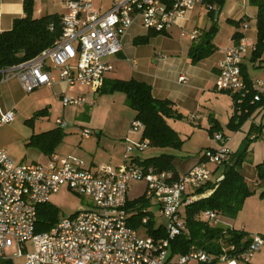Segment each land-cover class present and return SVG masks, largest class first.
<instances>
[{
	"label": "built area",
	"instance_id": "built-area-1",
	"mask_svg": "<svg viewBox=\"0 0 264 264\" xmlns=\"http://www.w3.org/2000/svg\"><path fill=\"white\" fill-rule=\"evenodd\" d=\"M58 1L65 8L61 17V37L36 58L0 69V85L17 78L23 90L31 93L39 87L51 86L56 80L52 70H57L59 79L68 85L98 87L104 75L113 70L103 59L120 53L122 38L136 20L146 30L167 33L189 11L204 3V0H123L100 15L93 10L91 0ZM248 27L247 23L242 25L244 30ZM199 36L198 31H192V40ZM255 49V45L249 46L244 39H239L224 51V58L217 66L215 88L238 96V104L249 92L242 78L241 65L246 55ZM179 80L186 83L188 79L181 76ZM254 86L258 93L252 102L260 100L259 89L264 88V82L257 81ZM62 99L65 106L91 104L85 97ZM199 118L191 116L192 120ZM13 119V112L6 113L0 125ZM57 124L65 126L61 120ZM131 128L142 132L143 126L140 121L133 120ZM89 135V130L83 131V136ZM216 140L221 144L219 149H206L197 164L176 177L171 171L146 167L135 160H128L116 171L106 164L91 171L71 156L53 155L45 166L19 164L0 149V263L6 260L12 264L249 263L254 253L264 246V236H253L241 249L232 244L221 246L218 253L212 254L191 247L185 255L171 256L168 240L143 236L128 225V192L134 184L143 183L142 196L158 207L166 232L189 235L180 216L181 209L209 196L213 190L190 193L208 183L216 186L219 179L214 178L211 167H222L230 156L227 139L220 134ZM148 146L149 141L143 139L129 145L127 151L135 148L142 151ZM62 187L90 198L93 206L60 219L47 232L36 233L38 206L50 203L51 195ZM218 218L214 211L203 214V219L213 226H219ZM147 220L145 217L143 223ZM11 248H16L17 252L13 259H7L5 251ZM18 258L23 261L16 263Z\"/></svg>",
	"mask_w": 264,
	"mask_h": 264
},
{
	"label": "crops",
	"instance_id": "crops-1",
	"mask_svg": "<svg viewBox=\"0 0 264 264\" xmlns=\"http://www.w3.org/2000/svg\"><path fill=\"white\" fill-rule=\"evenodd\" d=\"M120 1L123 0H91V4L93 10L102 15L109 11L114 3ZM23 2L24 0H0V32L9 31L15 20L25 16ZM242 3L244 7L237 14L234 15L232 7L224 14L219 9L217 17L213 8L209 11L208 7L211 6L203 3L189 11L185 18L178 21L177 25L167 33L155 34L153 31L146 30L139 20H136L122 38L120 53L103 59L104 62L112 65L113 70L104 75L103 81L98 87L68 85L59 79L57 70H52V75L56 78L55 82L51 86L35 89L39 90L40 96L45 101L43 105L46 107L37 110L30 119L25 121L27 130L20 127L23 132L26 131L22 137L26 139V146L29 148L22 152H14L9 139L0 133V149L5 150L8 156L19 164L45 166L53 155L71 156L79 159L83 166L91 171H95L100 164H106L113 171H116L128 160L140 161L137 150L127 151V147L135 143V139L138 142L143 140L142 132L139 139L132 138L131 123L136 113L125 106L123 93H106L102 90L107 89L115 80L133 79L144 82L151 87L154 98L170 101L182 117L187 115L188 118L190 115H198L199 119L190 120L196 122L202 130L208 131L211 137L213 136L211 131L213 128L218 129V131L221 129L219 133L227 139L226 145L230 155L239 151L248 138L249 148L240 172L248 186L254 189V193L244 200L240 211L232 219L233 223L226 225V227L244 232L249 239L252 235L264 236V198L260 197L261 190H264V180H258L257 174V166L264 164V128H262L264 127V105L257 108L247 120L237 129H234L233 126L236 122L231 124L234 112L231 117L229 116V108L230 106L233 107L232 97L229 93L223 94L224 91H218L215 88L218 63L223 60L224 51L236 43L234 37L240 36V39H244L249 46H254L257 43V7L250 4L249 0H242ZM64 13V5L58 0H33L32 16L34 18L54 14L61 18ZM234 23L239 24L235 25ZM244 23L249 25L246 30L242 28ZM214 25L217 27V31L211 41L212 52L198 63H192L189 56L191 47L199 44L202 35ZM195 30L200 33V36L198 39L192 40L191 33ZM144 37H149L146 43L135 42ZM162 39L167 41L164 43L162 41L156 42V40ZM141 47L144 49L141 50ZM130 59H133L134 62L131 63L132 60ZM243 68L253 84V88H255L254 85L257 81L264 82L262 58L253 62L252 53H248L243 60ZM254 74L256 76H253ZM181 76L188 79L186 83L180 82ZM13 84L22 88L17 78H12L0 85V119L6 113L13 112L14 114V119L10 123L0 125V130L15 122V108H11L7 102ZM259 90L264 97V88ZM63 97H85L91 104L65 106ZM54 103L59 104L62 108H72L73 115L76 117L78 114V117H82L84 125L74 123V126L79 129L77 127L67 129L68 125L64 118L57 117L52 121L53 126L50 128L36 130L35 118H49ZM229 119L231 131H225L222 121L228 123ZM58 120L65 122V126L60 127L57 124ZM103 120H107V123H102ZM14 126H19V124ZM56 130L62 134V138L55 143L50 151L42 152L39 148L28 145L33 136ZM84 130L90 131L88 137L83 136ZM177 134L179 135L178 132ZM92 135L94 136L93 139L91 138ZM179 137L182 139L180 135ZM208 148L214 149L211 146L206 149ZM173 156L175 157L174 172L176 176H180L200 161L201 154L199 158L196 156L195 159L188 162V166L185 168L182 167L183 161L177 159L176 155ZM211 168L216 180L223 177L222 167ZM133 188L138 190L140 194L133 198L128 192V200L130 201L143 195L145 185L137 183L131 187V189ZM150 204L158 208L154 203ZM153 216L155 218L154 213ZM157 216L161 218L159 212ZM155 225L163 224L157 225L155 219ZM27 247L31 250L30 243H27ZM22 261L23 258L15 260L16 263ZM247 264H264V246L254 253L251 261Z\"/></svg>",
	"mask_w": 264,
	"mask_h": 264
},
{
	"label": "trees",
	"instance_id": "trees-1",
	"mask_svg": "<svg viewBox=\"0 0 264 264\" xmlns=\"http://www.w3.org/2000/svg\"><path fill=\"white\" fill-rule=\"evenodd\" d=\"M222 2V0H204L208 6L213 3L221 5ZM249 3L256 6L258 10L256 18L258 36L256 49L252 52V61L255 62L262 58V62H264V0H249ZM23 8L25 16L15 20L9 31L0 32V69L36 58L43 50L53 46L62 35L61 18L58 15L34 18L32 16L33 0H24ZM234 24L238 25L239 23ZM216 31L217 27L212 26L209 31L202 35L200 43L191 47L189 56L192 63H198L212 52L211 41ZM148 38H140L135 42L146 43ZM234 39L238 42L240 36L236 35ZM241 74L249 92L240 104L237 103L239 97L231 95L234 108L231 124L236 122L233 126L234 129H237L247 120L257 108L264 105V97L261 94L259 101L252 102L258 90L253 88V84L245 74L243 64L241 65ZM102 92H121L125 95L124 104L136 113L134 120L141 122L143 126L142 138L147 139L151 147L179 149L182 146L183 140L167 122L168 119H180L182 115L170 101L154 98L149 85L133 79L115 80ZM61 138L62 134L58 130L50 131L39 136H33L28 145L35 146L42 152H47ZM248 148L249 140L247 138L242 148L230 155L229 160L222 165L223 179L216 186L214 183H208L199 190L190 193L192 195L202 193L205 190H213L208 197L196 200L191 205L181 209L180 216L186 224L189 235L183 232L169 234L163 225L156 226L153 213L148 210L151 207L150 201L145 196L128 202L129 227L156 240H168L171 256L185 255L191 247L212 254L218 253L221 246L232 244L241 249L250 240L244 232L210 225L203 219V214L205 211H214L218 215L233 218L240 211L244 200L253 195L254 189L248 186L240 172ZM174 159L175 157L172 155L161 154L138 162L143 166H152L160 171H171L176 177L173 166ZM257 172L258 180H264V164L257 166ZM260 197L264 198V190H261ZM145 217H148V220L143 223ZM58 221V209L51 203L42 204L37 208L35 232H47ZM0 264H12V262L6 260Z\"/></svg>",
	"mask_w": 264,
	"mask_h": 264
},
{
	"label": "rangeland",
	"instance_id": "rangeland-1",
	"mask_svg": "<svg viewBox=\"0 0 264 264\" xmlns=\"http://www.w3.org/2000/svg\"><path fill=\"white\" fill-rule=\"evenodd\" d=\"M222 1L223 2L221 5H217L216 3H213L211 5V8H213L215 12L220 9L221 13L224 14L228 10H230V8L233 7L234 9L233 12L235 15L238 12H240V10H242V8L244 7L242 0H222ZM157 41H162L164 43V41H167V40L162 39V40H156V42ZM140 49L142 50L144 48L141 47ZM134 59L137 61L136 57H134ZM130 60H132L131 63L134 62L133 59H130ZM253 76H256V74H254ZM38 91L39 90H35L34 92L26 93L17 84H13L10 90V97L8 98L7 102L9 103V105H11V108H15L14 112H15L16 118H15V122L1 128L0 133L1 134L3 133L5 137L9 139L11 148H13L14 152L16 151L22 152L29 148L26 146V143H27L26 139L22 137L23 135L26 134L25 133L26 131L23 132V129H21L20 127H24V129L27 130V126H25L26 125L25 121L27 119H30L34 112L40 109H44L46 107L45 105H43L45 101L42 98V96H40V93ZM223 94H227V93L223 92ZM229 110H230L229 116L231 117V115L234 112L233 107L230 106ZM63 111L65 113L64 115H63ZM73 114L74 113H73L72 108H69V107L62 108L60 107L59 104L54 103L52 105V110L49 113V118L47 119H41L40 117L35 118L34 120L35 128L36 130H39V131L45 130L46 128H50L51 126H53L52 121L57 117L64 118V120L67 122V125H68L67 129L76 128L77 126H74V123L83 124L82 121L84 120L82 119V117H78V114L76 117ZM186 116L187 115H185L184 117H181L180 119H168L167 120L168 124L176 132H178L181 138L184 140V143L179 149L177 150L171 149V148L160 149V148H154V147L148 146L142 151H139L137 148H135L139 153L140 160L157 157L161 154H167V155L173 154L177 156V159H180L183 161L182 167L185 168L188 166V162H191L192 159H195L196 156L199 158L200 154H202L208 146H211L214 149L220 148L221 144L217 142L216 137L220 135L219 131L221 129H219L218 131V129L213 128L211 130L213 136L211 137L208 131L202 130L201 128H199V125L196 122L191 121L192 120L191 116L193 115H190V117L188 118ZM223 122L224 120L222 121V124L225 128L224 130L231 131L229 127L230 119L228 123H223ZM17 123L19 124V126H14ZM102 123H107V120H103ZM131 131H132V136H133L132 138L134 137H136L137 139L140 138V134H141L140 130L136 131V130H133L132 128ZM91 138L93 139L94 136L92 135ZM135 143H139V142L135 139ZM139 194H140L139 191L136 190L135 188L129 191L130 197H133V198L138 196ZM49 201L53 206H55L58 209L59 220L63 218H67L70 215L80 210H86V209H89L91 206H93V203L90 198L86 196H79L71 192L65 187H62L59 192L52 194ZM148 210L155 214L157 225L165 223L164 219L159 218L157 216L159 212L158 208H156L155 206H151L149 207ZM232 219L233 218H228V217L219 215V218H218L219 225L222 227H226V225L228 226V224L233 223ZM141 235L144 236V234H141ZM253 236L255 235H252L251 238ZM16 252H17L16 248L7 249L5 251L6 258L13 259ZM238 263L247 264V263H244L243 261H239Z\"/></svg>",
	"mask_w": 264,
	"mask_h": 264
},
{
	"label": "water",
	"instance_id": "water-1",
	"mask_svg": "<svg viewBox=\"0 0 264 264\" xmlns=\"http://www.w3.org/2000/svg\"><path fill=\"white\" fill-rule=\"evenodd\" d=\"M217 15H218V11H216V13H215V16H216V17H217ZM222 179H223V177H221V178L218 180V182H220Z\"/></svg>",
	"mask_w": 264,
	"mask_h": 264
}]
</instances>
